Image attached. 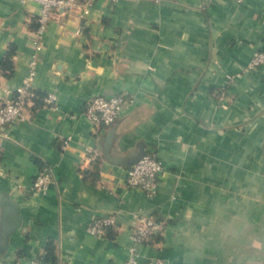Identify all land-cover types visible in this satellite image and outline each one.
Masks as SVG:
<instances>
[{
  "label": "crops",
  "instance_id": "obj_1",
  "mask_svg": "<svg viewBox=\"0 0 264 264\" xmlns=\"http://www.w3.org/2000/svg\"><path fill=\"white\" fill-rule=\"evenodd\" d=\"M40 8L0 0V101L33 65L42 95L0 131V264H125L133 248L139 264H264V64L247 70L264 49V0H94L86 16L58 9L38 38ZM118 92L132 101L95 125L86 101ZM112 127L111 155L157 148L156 194L106 156ZM47 166L56 181L34 193ZM104 214L116 222L89 232ZM140 215L162 230L136 241Z\"/></svg>",
  "mask_w": 264,
  "mask_h": 264
},
{
  "label": "built area",
  "instance_id": "obj_2",
  "mask_svg": "<svg viewBox=\"0 0 264 264\" xmlns=\"http://www.w3.org/2000/svg\"><path fill=\"white\" fill-rule=\"evenodd\" d=\"M26 2L28 0H22ZM40 3L39 26L37 28L38 38H42L50 20L55 12L62 8L67 10L79 9L81 14L86 16L90 10V4L94 0H35ZM116 2L118 0H109ZM40 47V43L38 45ZM264 64V49L256 50L247 70L255 66ZM36 74L33 65L30 74L24 85L20 86L16 93L4 101H0V131L5 125H10L26 116V108L35 104L33 97L35 90L32 88L31 81ZM45 103L56 106L58 103V94L56 91H50L43 97ZM131 97L126 93L118 92L110 95L98 94L90 97L85 103V113L95 125H113L121 110L126 104L131 102ZM65 141V147L68 145ZM164 170V162L159 155L156 147L150 146L145 148L143 155L127 169V184L130 187L138 188L148 195L158 192L160 185L161 173ZM56 179L51 167H44L36 174L32 190L34 193H45L55 183ZM116 222L113 214H104L95 217L88 226V231L94 234H104L107 227ZM164 220L156 219L148 215H140L138 226L134 231L136 241H141L152 232L161 231ZM29 264H54L50 259L35 258ZM125 264H139L138 252L133 248L132 256ZM144 264H170L164 257H152Z\"/></svg>",
  "mask_w": 264,
  "mask_h": 264
},
{
  "label": "water",
  "instance_id": "obj_3",
  "mask_svg": "<svg viewBox=\"0 0 264 264\" xmlns=\"http://www.w3.org/2000/svg\"><path fill=\"white\" fill-rule=\"evenodd\" d=\"M114 134H115V127H112L108 133L107 136V143H106V149H105V154L106 156L118 163H133L135 161H137L144 153L145 151V146L142 145L138 151V153H136L135 155L131 156V157H118V156H114L111 155L110 153V147L112 145L113 139H114Z\"/></svg>",
  "mask_w": 264,
  "mask_h": 264
},
{
  "label": "trees",
  "instance_id": "obj_4",
  "mask_svg": "<svg viewBox=\"0 0 264 264\" xmlns=\"http://www.w3.org/2000/svg\"><path fill=\"white\" fill-rule=\"evenodd\" d=\"M2 67H4V70L5 69H8V70H10V72L12 71V60H11V54L10 55H8V57L6 58V60L4 61V63L2 64ZM42 95L40 94V92H38V91H35V96L33 97V100H34V102H35V104L37 105H39L40 103H42L41 102V97ZM34 104V105H35ZM111 227V225L110 226H108L107 227V229H109Z\"/></svg>",
  "mask_w": 264,
  "mask_h": 264
}]
</instances>
